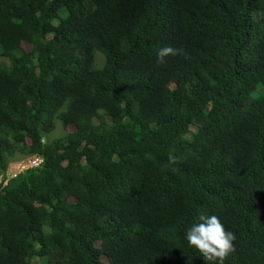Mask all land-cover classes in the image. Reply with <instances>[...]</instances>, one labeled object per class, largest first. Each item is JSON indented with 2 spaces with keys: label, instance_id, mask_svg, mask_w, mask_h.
Segmentation results:
<instances>
[{
  "label": "trees",
  "instance_id": "1",
  "mask_svg": "<svg viewBox=\"0 0 264 264\" xmlns=\"http://www.w3.org/2000/svg\"><path fill=\"white\" fill-rule=\"evenodd\" d=\"M0 56V171L43 160L0 185V264H215L201 213L264 264V0H0Z\"/></svg>",
  "mask_w": 264,
  "mask_h": 264
},
{
  "label": "clouds",
  "instance_id": "2",
  "mask_svg": "<svg viewBox=\"0 0 264 264\" xmlns=\"http://www.w3.org/2000/svg\"><path fill=\"white\" fill-rule=\"evenodd\" d=\"M169 51L171 50L165 49L161 54ZM169 159L173 160L172 157ZM197 221L185 232L187 243L198 250L206 262L224 264L225 258L235 251V233L227 230L220 217L215 214H198Z\"/></svg>",
  "mask_w": 264,
  "mask_h": 264
},
{
  "label": "rangeland",
  "instance_id": "3",
  "mask_svg": "<svg viewBox=\"0 0 264 264\" xmlns=\"http://www.w3.org/2000/svg\"><path fill=\"white\" fill-rule=\"evenodd\" d=\"M57 23H58V21H57ZM23 49L27 52H31L32 51V45L30 43H24ZM98 58H101L100 54L97 55V59ZM0 64L4 65L6 67L10 66L9 60L4 58V57H1V56H0ZM75 130H76L75 127H72V126L64 127L58 122L56 130L53 133L46 135L45 141L50 143L54 139L63 138L65 136L73 133ZM31 160H34V159H29L28 157H25L21 154H17L14 158H12L9 162L10 167H11V172L7 176H4L3 173L0 171V185L6 177L8 179L14 178L16 175L26 171V168L29 166L28 164ZM97 246L100 247L101 243L98 242ZM102 261L104 264L110 263V259L106 256L102 257ZM35 264H39V261L36 260Z\"/></svg>",
  "mask_w": 264,
  "mask_h": 264
},
{
  "label": "built area",
  "instance_id": "4",
  "mask_svg": "<svg viewBox=\"0 0 264 264\" xmlns=\"http://www.w3.org/2000/svg\"><path fill=\"white\" fill-rule=\"evenodd\" d=\"M43 164L42 159H34L29 162V166L26 168V170L31 169V168H39Z\"/></svg>",
  "mask_w": 264,
  "mask_h": 264
}]
</instances>
